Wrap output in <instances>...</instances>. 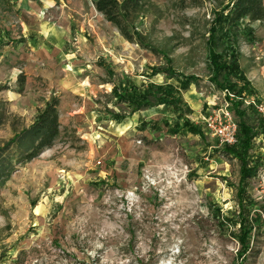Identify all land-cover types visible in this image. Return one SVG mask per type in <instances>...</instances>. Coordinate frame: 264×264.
I'll return each instance as SVG.
<instances>
[{"label": "rangeland", "instance_id": "1", "mask_svg": "<svg viewBox=\"0 0 264 264\" xmlns=\"http://www.w3.org/2000/svg\"><path fill=\"white\" fill-rule=\"evenodd\" d=\"M151 2L136 25L165 55L127 40L94 0H0V147L53 97L63 130L0 184V264H264L255 182L245 185L253 223L245 251L232 224L242 218L241 164L202 120L222 99L206 47L219 5ZM245 26L253 36L242 30L240 62L264 98V23ZM172 71L199 79L192 95L201 106L187 112L198 135L169 131L163 105L132 112L112 97L124 81L179 87Z\"/></svg>", "mask_w": 264, "mask_h": 264}, {"label": "trees", "instance_id": "2", "mask_svg": "<svg viewBox=\"0 0 264 264\" xmlns=\"http://www.w3.org/2000/svg\"><path fill=\"white\" fill-rule=\"evenodd\" d=\"M195 1L198 3L201 0ZM216 1L220 10L214 11L213 24L206 44L210 66L209 83L218 92H226V97L231 99L233 112L239 120V142L232 146H223V152L236 158L241 164L237 195L241 208L239 214H242V218L233 220L232 224H240L242 234L239 240L243 246L242 250L246 251L252 224L248 216L246 217L251 199H247L245 185L260 168L259 160H253L250 153L254 147L255 137L264 132V121L254 110L253 105H245L247 99L260 100L261 96L256 93L242 68L238 41L244 29L250 37L253 36V31L245 26L246 20L249 23H264V0ZM94 4L127 40L137 42L156 54H164L146 40L136 25L138 19L150 11L149 6H153L151 0H94ZM169 77H178L179 87L172 83H164L150 84L141 89L136 84L124 81L119 85L115 84L111 94L117 103L128 106L132 112L163 105L173 117L171 123L166 121V125L174 133L182 130L200 134V127L187 117L190 108L183 104L181 96V91H186L192 84H197L199 79L195 75L181 77L174 71ZM19 80L24 85L25 78ZM59 106L60 99L51 98L29 127L17 132L10 141L0 147V184L9 179L16 163L32 161L57 143L63 132ZM255 115L257 116L253 123L249 118ZM113 117L121 121L126 115L114 113Z\"/></svg>", "mask_w": 264, "mask_h": 264}, {"label": "built area", "instance_id": "3", "mask_svg": "<svg viewBox=\"0 0 264 264\" xmlns=\"http://www.w3.org/2000/svg\"><path fill=\"white\" fill-rule=\"evenodd\" d=\"M222 95L219 103L209 109L202 117L205 128L211 136L215 137L220 146L235 145L239 142V120L232 109V101L226 97V92H218ZM230 96H233L230 94ZM246 106L253 105L254 110L264 121V98L256 100L249 98L245 101ZM257 191V199L264 203V166H261L254 178Z\"/></svg>", "mask_w": 264, "mask_h": 264}, {"label": "crops", "instance_id": "4", "mask_svg": "<svg viewBox=\"0 0 264 264\" xmlns=\"http://www.w3.org/2000/svg\"><path fill=\"white\" fill-rule=\"evenodd\" d=\"M192 85H195V84H192ZM192 85L189 87V89H187L186 91H181V96H182V99H183V104L185 103V106L186 107H189L190 108V111L189 112H191V113H197L196 111H197V109H199L200 108V106H201V103H199L198 104V99H196L195 98V96H193L192 95V92L194 93V90H193V88H192ZM190 93V95H188ZM262 97V96H261ZM191 98V100H189ZM193 98H194V100H197L196 102L197 103H194V100H193ZM214 98H216V97H214ZM193 100V102H191ZM208 102L209 103H211V100H209L208 99ZM194 105H196L197 107L196 108H194ZM188 112V113H189ZM166 115V118H165V120H164V124L166 125V121H169V123H171V121H172V119H171V117H172V115H171V117H169V114H167V112L165 113ZM201 114V113H200ZM168 115V116H167ZM187 117L188 118H190V116L187 114ZM190 120H191V118H190ZM158 120H154V122H153V124L155 123L156 124V122H157ZM192 121V120H191ZM193 122V121H192ZM194 123V122H193ZM152 124V123H151ZM195 124V123H194ZM147 125H150V124H145V126L144 127H146ZM195 125H197V124H195ZM167 126V128H168V130L169 131H172V129H170V127L168 126V125H166ZM198 126V125H197ZM204 127V126H203ZM202 127V129L204 130V128ZM181 132H184V131H182V130H180L178 133H175V134H179V133H181ZM186 132H188V131H186ZM174 133V132H173ZM188 133H191V132H188ZM191 134H194V133H191ZM194 135H198V134H194ZM216 147L217 148H220L221 146L219 145V142H218V145H216ZM221 150V149H220ZM222 151V150H221ZM220 151V152H221ZM253 152H254V159L255 160H259V164H260V167L261 166H264V132L263 133H260L257 137H255V139H254V147H253V150H252ZM251 151V152H252ZM225 152H223L222 154H224ZM226 154V153H225ZM256 176V175H255ZM255 176L253 177V178H251V179H253L254 180V178H255ZM250 180V179H249ZM248 180V181H249ZM250 208H251V206H250ZM248 209H249V207H248ZM248 214V213H247ZM248 217H249V214H248ZM250 219V218H249ZM250 222H251V224H252V226H253V223H252V219L250 220ZM237 225H239L240 226V224L238 223ZM240 228V227H239ZM252 232V231H251ZM251 234V233H250ZM249 237H250V235H249Z\"/></svg>", "mask_w": 264, "mask_h": 264}]
</instances>
